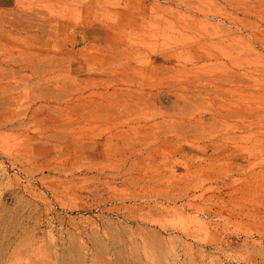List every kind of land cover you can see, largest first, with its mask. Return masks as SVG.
<instances>
[{"label": "rangeland", "instance_id": "374dc122", "mask_svg": "<svg viewBox=\"0 0 264 264\" xmlns=\"http://www.w3.org/2000/svg\"><path fill=\"white\" fill-rule=\"evenodd\" d=\"M0 264H264V0H0Z\"/></svg>", "mask_w": 264, "mask_h": 264}, {"label": "bare ground", "instance_id": "6f19581e", "mask_svg": "<svg viewBox=\"0 0 264 264\" xmlns=\"http://www.w3.org/2000/svg\"><path fill=\"white\" fill-rule=\"evenodd\" d=\"M130 92L133 93L132 90ZM54 121L57 122V121H59V119H55ZM125 135H126V133L122 132V130H117L115 132H112V137L113 138L115 137V138H118V139H121V140L124 139ZM151 144H152V142H150V144L148 146H150ZM127 151H129L128 153L130 155H132L134 153L132 148H129ZM227 157L232 159V160L229 161V162H228V160L226 161L227 163L225 164L226 167H225V171H224L226 176L229 177V176L234 175V174L235 175H241L240 173H245L246 174V175L243 174L244 176H240L238 178H234L233 177L234 178L233 179V184L230 187H233L232 189H234L235 191L238 190V189H248L249 190L250 188H252V186H253V181L252 180H253V177L255 176V174L253 175L252 172L250 173L247 170L249 164L251 163L250 159L245 157V156L234 154V153H227ZM218 171H216V172H218ZM223 181L225 182V185H228L226 183L228 180L227 181L223 180ZM243 183H244V185H241Z\"/></svg>", "mask_w": 264, "mask_h": 264}]
</instances>
